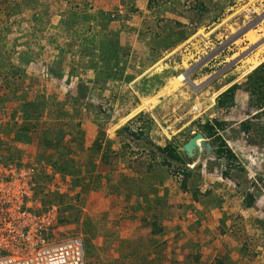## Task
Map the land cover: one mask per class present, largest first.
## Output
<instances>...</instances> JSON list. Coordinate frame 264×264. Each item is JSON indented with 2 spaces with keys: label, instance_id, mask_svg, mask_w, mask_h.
<instances>
[{
  "label": "rangeland",
  "instance_id": "obj_1",
  "mask_svg": "<svg viewBox=\"0 0 264 264\" xmlns=\"http://www.w3.org/2000/svg\"><path fill=\"white\" fill-rule=\"evenodd\" d=\"M263 61L264 0H0V170L86 264H264Z\"/></svg>",
  "mask_w": 264,
  "mask_h": 264
},
{
  "label": "built area",
  "instance_id": "obj_2",
  "mask_svg": "<svg viewBox=\"0 0 264 264\" xmlns=\"http://www.w3.org/2000/svg\"><path fill=\"white\" fill-rule=\"evenodd\" d=\"M0 170V264H86L83 242H55L52 220L38 211L31 186Z\"/></svg>",
  "mask_w": 264,
  "mask_h": 264
},
{
  "label": "trees",
  "instance_id": "obj_3",
  "mask_svg": "<svg viewBox=\"0 0 264 264\" xmlns=\"http://www.w3.org/2000/svg\"><path fill=\"white\" fill-rule=\"evenodd\" d=\"M243 87L244 92L249 95V105L255 110V116L259 114L264 115V61L247 75L246 82L243 84ZM238 89H240V85L234 84L220 94L217 97L218 108L233 105L234 93ZM223 125V122L214 121L204 124L202 128L205 132L206 138L213 139V143L216 144V154L220 158L224 159L227 164H229V162L234 163L237 162L235 154L227 145L223 137L219 134V129H221ZM241 125L243 128L242 132H247L248 124L241 123ZM162 151L171 159L181 161L175 146L168 144L162 149ZM182 172L186 175H190V173L185 170H182Z\"/></svg>",
  "mask_w": 264,
  "mask_h": 264
},
{
  "label": "water",
  "instance_id": "obj_4",
  "mask_svg": "<svg viewBox=\"0 0 264 264\" xmlns=\"http://www.w3.org/2000/svg\"><path fill=\"white\" fill-rule=\"evenodd\" d=\"M232 40H234V38L233 39H231V40H229L228 42H230V41H232ZM228 42L225 44V45H227L228 44ZM223 47V46H222ZM221 47V48H222ZM214 53H216V52H214ZM213 55V54H212ZM212 55H210L209 57H211ZM205 62V60H203L202 62H200L197 66H195L194 68H192L188 73H187V82L189 83V84H191L192 82L189 80V74H190V72H192V70H194L195 68H197L199 65H201V64H203ZM208 82V81H207ZM206 82V83H207ZM197 140H201V141H204V136L202 135V134H197L196 136H194L185 146H184V150L186 151V152H188L189 154H191V152H193V151H195L197 148H198V144H197Z\"/></svg>",
  "mask_w": 264,
  "mask_h": 264
},
{
  "label": "crops",
  "instance_id": "obj_5",
  "mask_svg": "<svg viewBox=\"0 0 264 264\" xmlns=\"http://www.w3.org/2000/svg\"><path fill=\"white\" fill-rule=\"evenodd\" d=\"M159 233H161V232H159ZM175 258V260H177L178 259V263H176L174 260V262L172 263V264H186L185 262H183L184 261V259H185V256H183V259L181 258V257H179V258H176V257H174ZM202 258H200V260H201ZM188 260V258L186 259V261ZM169 264V263H168Z\"/></svg>",
  "mask_w": 264,
  "mask_h": 264
},
{
  "label": "bare ground",
  "instance_id": "obj_6",
  "mask_svg": "<svg viewBox=\"0 0 264 264\" xmlns=\"http://www.w3.org/2000/svg\"><path fill=\"white\" fill-rule=\"evenodd\" d=\"M251 37V38H250ZM249 38L252 39V36H250ZM254 38V37H253ZM188 73V72H187ZM179 80H186L187 81V74L185 73L184 75L178 76ZM201 142V140H197V144H199ZM199 146V145H198Z\"/></svg>",
  "mask_w": 264,
  "mask_h": 264
}]
</instances>
